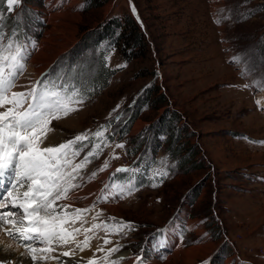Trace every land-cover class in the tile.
Wrapping results in <instances>:
<instances>
[{"label": "rangeland", "instance_id": "1", "mask_svg": "<svg viewBox=\"0 0 264 264\" xmlns=\"http://www.w3.org/2000/svg\"><path fill=\"white\" fill-rule=\"evenodd\" d=\"M53 2L21 0L10 15L2 5L6 35L23 14L21 38L26 32L37 47L58 39L40 77L72 70L91 88L79 111L52 122L45 143L110 125L111 143L82 172L83 183L97 173L91 192L98 197L110 183L105 175L142 158L169 173L110 198L104 204L114 212L91 211L89 225L123 221L131 230L88 233L87 261L110 264L124 250L141 264H264V91L254 83L264 78V0H73L77 14L58 22L49 18ZM128 18L142 46L133 45L139 32ZM246 55L255 71L244 78L232 61ZM0 244L30 257L2 232Z\"/></svg>", "mask_w": 264, "mask_h": 264}, {"label": "snow or ice", "instance_id": "2", "mask_svg": "<svg viewBox=\"0 0 264 264\" xmlns=\"http://www.w3.org/2000/svg\"><path fill=\"white\" fill-rule=\"evenodd\" d=\"M5 4L10 15L21 4V0H0V232L26 249L30 255L29 264H35L38 259H57L58 264H70L50 254L69 244H75L76 248L84 251L90 247L93 238L88 233L95 230L103 229L113 234L131 230V224L123 221L94 223L85 228L88 213L99 203H107L110 198L130 195L143 186L145 179L159 178L162 182L169 173L160 170L164 165L142 158L140 164H134L131 168H117L111 174L112 177L116 173L126 175L111 179L92 205L73 207L69 201L85 186L82 182L83 170L92 163V157H99L102 145L107 147L111 143L105 135L110 125L101 126L91 136L85 132L58 145L45 143L52 131V122L79 111L91 88L86 87L79 76L73 77L72 70L63 75L46 73L39 79L29 78L27 83L22 84L21 80L25 77L37 44L27 37L26 32L23 38L20 36L23 14L16 17L15 26L6 35L2 6ZM241 17L245 18L243 14ZM232 63L233 66L243 67L241 75L244 78L255 71L247 55L244 58L234 57ZM254 83L259 90L264 91V78ZM89 145L91 149L77 162ZM116 147L123 148L124 145L116 144ZM107 168L106 162L99 171ZM96 175L93 172L87 182L91 183ZM152 186H156L155 183ZM109 220L114 221L115 218L110 217ZM80 235L84 239L78 242L77 237ZM104 243L109 244L111 241L106 239ZM119 250V246L110 249L104 261ZM2 251L3 248H0ZM74 254V250H67L61 252L60 256L70 257ZM120 259L123 258L112 260L110 264H119ZM141 259L137 257L136 264H141ZM0 264H11V260L0 258ZM88 264L98 262L92 259Z\"/></svg>", "mask_w": 264, "mask_h": 264}, {"label": "bare ground", "instance_id": "3", "mask_svg": "<svg viewBox=\"0 0 264 264\" xmlns=\"http://www.w3.org/2000/svg\"><path fill=\"white\" fill-rule=\"evenodd\" d=\"M71 3H73V0H54L53 4L49 8L50 9L49 10V18H51L53 16V18H55L57 21V18H60V17H64V18L68 19L70 17L75 16L77 13H76V10L71 7V5H72ZM66 22L67 21L62 22V23H66ZM67 23H69V22H67ZM61 25H63V24H61ZM60 27L61 26L58 25V28H60ZM59 31H61V30H59ZM51 37L52 36H50V37L48 36V38H47L49 40V42H51L50 45H46L48 43L43 42V45H41L40 47H37L36 49L33 50V55H32V58L30 60L29 66L27 68V72L25 74L24 79L21 80L22 84L27 83V80L29 78H31L32 80L39 79L40 75L50 67V65H51L50 60L52 59V55H53L52 52L53 51L55 52V49L58 46L57 42H56V41H58V39L54 40ZM16 90L19 91L21 89L17 88ZM101 173L102 172H100V174ZM105 176H108V174ZM102 177H103V175H102ZM98 179H100V178H98ZM106 179L107 178H105V180ZM84 185L85 186L81 190H79L76 193V195L72 196L71 201H69L70 203L73 204V207H79V208L89 207L90 205L93 204L94 201L97 200L98 196L92 194V192H91L92 188H94L93 183L92 182L91 183L85 182ZM98 195H99V193H98ZM102 203L104 204V202H102ZM102 206H104L105 209H108L111 212H114L116 209L115 205H113L112 203L111 204H104V205L99 203L96 207H102ZM90 213L87 214L86 218L90 215ZM17 219H18V217H17ZM88 221H89V224L91 223L90 220H87V223L84 225L85 228L91 226L88 224ZM77 226H79V225H77ZM83 239H84L83 235H80L77 237L78 242L82 241ZM92 244H94V241H90V246ZM1 245L2 244H0V248H1ZM87 249H85L84 251H80L78 248L75 247V244H69V245H66L62 248H57L56 251L51 253L50 255L53 257H58L57 255H60V253L63 251L74 250L75 254L73 256H70V257H62L61 256L60 259L68 261V262H70V264H88L87 256L89 253H88V251H86ZM21 254L22 253H20V251L17 252V254H14L11 250H9V248L4 247L3 251L0 252V258L11 260V264H21V262H23V264H29L30 257L26 256L25 254H22V255ZM180 255H181V249L176 248L174 256L179 257ZM13 257L15 259H13ZM121 257L123 259H120L119 264H135L136 263L135 262L136 259L133 258L131 251H124L123 250V251L119 252L118 254L116 253V255L114 256V258H116V259L121 258ZM45 261L47 264H58L57 259H49V260H45ZM35 264H45V263H42L39 260H37L35 262Z\"/></svg>", "mask_w": 264, "mask_h": 264}, {"label": "trees", "instance_id": "4", "mask_svg": "<svg viewBox=\"0 0 264 264\" xmlns=\"http://www.w3.org/2000/svg\"><path fill=\"white\" fill-rule=\"evenodd\" d=\"M127 27L130 28V29H133V30H135L137 32H139V34L137 33L132 38L133 45H135V46H142V44L145 42L144 39H143L144 38V35L140 32L139 28L135 25L134 19H132V18H128L127 19ZM106 33H108V37H110V38L113 37L112 32L108 31ZM122 39H124V35L121 36L120 40H122Z\"/></svg>", "mask_w": 264, "mask_h": 264}]
</instances>
